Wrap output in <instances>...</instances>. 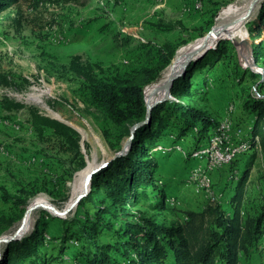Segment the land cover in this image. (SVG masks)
<instances>
[{
	"label": "rangeland",
	"instance_id": "1",
	"mask_svg": "<svg viewBox=\"0 0 264 264\" xmlns=\"http://www.w3.org/2000/svg\"><path fill=\"white\" fill-rule=\"evenodd\" d=\"M245 2L246 0H22L1 13L0 217L11 218L15 223L8 227L5 222L0 221V238L15 235L17 226L24 219L33 199L30 198L27 205L12 199L23 198L20 195L22 187L36 184L35 190L39 191L36 196L43 195L52 204L61 207L70 198L75 176L87 167L89 159L96 160L97 167L93 170L102 164L108 165L128 141L121 127L111 119H106L103 113L84 104L82 98L86 86L71 70L74 61L91 69L94 76L105 81H151L160 71L158 51L165 43L188 42L179 51L213 31L218 17L230 5L238 4L242 7ZM260 2L244 24L251 42L252 65H244L233 40L221 38L219 41L227 46L222 59L209 69L195 71L188 78L191 86L202 78H209L213 86L209 88L208 94L204 98L181 100L195 108L206 110L217 124L229 121L232 124L229 135H235L233 123L235 126L243 125L246 130L251 127L252 115L247 103L253 97H264V89L261 88L264 83V2ZM231 18L232 16L222 21ZM255 28L263 31L261 34L252 33L251 30ZM207 45L211 47L212 44ZM255 45L260 51L259 53L257 50V54H260L258 68L253 65ZM207 52L190 60L188 65ZM170 66L161 71L159 77ZM149 69L153 70L151 73L154 75H148L146 71ZM186 70L179 77L186 74ZM151 85L144 86L145 96ZM191 90L194 88L191 87ZM31 94L38 96L32 99L29 98ZM169 99L176 101L172 96ZM6 102L20 103L23 107H13L10 110L4 105ZM232 106L233 110L230 109ZM35 115L59 119L75 129L81 135L82 156L62 150L59 140L49 128L35 125ZM206 137L202 142H207ZM196 139L194 133L186 135L184 148L188 154L179 145L167 146L162 150L158 146L154 148V151L163 153L176 150L184 154L158 155L161 163L155 176L157 180L163 181L160 186L169 195L166 207L163 210L154 208L151 206L154 201H151L146 205L130 208L128 220H133L132 214L138 213L169 227L180 223L185 212L204 208L207 200L204 192L189 184L188 178L192 168L199 163L204 164L205 159L191 156L196 160L195 163L194 160L185 158L196 146ZM177 146L180 147L179 150L176 149ZM257 152L258 158L252 162L249 161L251 154L248 153L227 162L223 168L218 165L211 172L212 176H209L212 187L215 186L220 195L229 201L231 192L228 190H233L237 176L242 171L249 172L251 180H255L245 206L250 216H256L264 203V157L261 148ZM83 158L86 166L82 169ZM229 183L233 186L224 191ZM5 191L11 198L8 201L4 198ZM86 203L84 208L77 207L66 217L55 216L45 209L38 210L31 228L20 233V239L31 234L39 222L46 224L47 237L49 234L57 236L63 229V220H85V216L91 214L92 207ZM227 204L229 203L225 205ZM40 230H43L42 226ZM71 234L72 232L68 233V238ZM115 237L110 233L97 236L98 241L103 244L114 242ZM6 244L2 242V249ZM47 250L54 260L51 264H72L68 257L63 260L55 257L60 250L58 245L54 248L49 246ZM110 254L117 257L114 251ZM172 259L169 257L167 262L172 264ZM240 260V264H264V236L248 254H242Z\"/></svg>",
	"mask_w": 264,
	"mask_h": 264
},
{
	"label": "trees",
	"instance_id": "2",
	"mask_svg": "<svg viewBox=\"0 0 264 264\" xmlns=\"http://www.w3.org/2000/svg\"><path fill=\"white\" fill-rule=\"evenodd\" d=\"M21 1L0 0V14ZM256 29L258 28L251 32L261 34L263 31ZM187 43H165L158 51L161 63L157 77L139 83L124 79H99L91 69L74 61L71 70L86 86L82 101L87 107L103 113L106 119H111L129 138L131 128L146 119L144 86L157 82L160 72L172 64L178 49ZM257 50L259 48L255 45L254 60L258 65L260 54H257ZM226 52V44L220 42L217 48L208 50L199 60L187 65L186 74L174 80L170 92L176 101L167 99L154 106L150 121L137 130L130 151L115 158L96 174L89 194L78 204V208H84L85 202L92 207L91 214L86 215L85 220H63L62 231L57 236L49 234V238L45 233L46 224L37 223L31 234L8 242L1 249L0 264H51L54 260L47 253V247L54 248L57 245L60 250L55 257L58 260L68 257L72 264H169V257L173 258L172 264H240L242 254H248L264 236V203L256 216H250L245 210L255 183L246 170L237 176L238 180L232 191L227 189L233 186L232 183L226 185L224 191L231 192L227 205L208 199L202 210L185 212L180 223L169 227L138 213L132 214L133 220H128L130 208H137L151 201H154L151 204L154 208L163 210L166 207L169 195L160 186L163 181L157 180L155 176L161 163L159 156L184 154L176 150L163 153L154 151V148L159 145H179L188 154L184 148L186 135H196L194 151L206 146L210 133L218 130L220 124L206 110L195 108L181 100L204 98L208 94L209 88L213 86L209 78H202L193 86L188 78L201 68L209 69L214 66ZM146 72L149 76L154 75L151 73L152 69ZM261 88L264 89V83ZM4 105L10 110L13 107H23L20 103L6 102ZM247 107L253 116L250 119L253 136L251 143L255 150L249 156V161L252 162L258 158L257 151L260 148L264 157V97H253ZM34 123L37 127L49 128L59 140L62 150L82 156L81 135L75 129L59 120L37 115ZM204 137L207 138L206 143L202 142ZM256 137L259 141L255 140ZM193 151L185 158L194 160L191 158ZM85 166L83 158L81 168ZM35 187L34 183L22 187L20 195L23 198L12 199L27 205L28 200L39 192ZM4 198L7 201L11 199L6 191ZM47 216L50 217V214ZM0 221L5 222L8 227L15 223V220L4 217H0ZM41 226L43 230H40ZM70 232L72 234L68 238ZM104 233L116 236V240L112 243H100L97 236ZM69 248L75 251H70ZM111 251L117 254L116 258L111 256Z\"/></svg>",
	"mask_w": 264,
	"mask_h": 264
},
{
	"label": "bare ground",
	"instance_id": "3",
	"mask_svg": "<svg viewBox=\"0 0 264 264\" xmlns=\"http://www.w3.org/2000/svg\"><path fill=\"white\" fill-rule=\"evenodd\" d=\"M254 1L255 0H246L245 4L242 7H239L238 4L230 5L220 14V16L218 17L217 26L208 35V37L198 39L192 44L181 48L177 53L174 63L162 73V76L157 82L153 83L147 88L145 96L147 104L153 105L169 98V85L171 81L182 72L189 57L192 56V54H194L196 51L201 50L202 47H205L204 45L207 46V44L211 43V47H213V45L221 38L233 40L237 45L238 53L243 59L244 65L247 67L251 66V42L244 30V24L248 19V16L250 15L249 10H253L254 8H257L259 6V4H253ZM261 2H264V0H261ZM230 16H232L231 19L225 22L222 21V19ZM37 96L38 95L31 94L29 95V98L35 99L37 98ZM230 109L233 110V106L230 107ZM225 124L226 130H228L229 135L232 124L229 121H224L220 124L217 131L210 133L208 144L202 148L194 150L191 153V156L194 158L200 157L204 159L205 157H208L209 154L213 151V142L210 141L215 136L222 135V129ZM252 139V128L249 127L244 137L241 138L240 147L234 149V154H232V158H227V162H231L232 160H235L236 158H239L242 155L252 153L255 150L251 143ZM255 140L259 141L258 137H256ZM163 148L164 146H158L159 150H162ZM176 149L179 150L180 147L177 146ZM95 167H97L96 160L94 158L89 159L87 167L75 176V179L71 185L70 198L61 207L55 206L43 195H38L34 197L30 201L24 219L17 226L15 232H19V234L25 232V230L27 232L31 228L34 215L38 210L45 209L46 211L51 212L53 215L59 217H66L71 212L75 211L79 204V202H77L78 198L92 187L91 183H86V179L87 176L94 171L93 169ZM216 167H218L217 164H207V159H205L204 164L201 165L199 163L192 168L188 181L189 184L201 188L207 200L209 199L213 202H219L221 205H225L226 203H229V201L222 197V194L220 195L218 191L216 193L208 191V189H214V187H212L211 185L210 177L207 176L206 184L204 181V174H208V172L211 173ZM6 236L3 238V240L10 238Z\"/></svg>",
	"mask_w": 264,
	"mask_h": 264
},
{
	"label": "built area",
	"instance_id": "4",
	"mask_svg": "<svg viewBox=\"0 0 264 264\" xmlns=\"http://www.w3.org/2000/svg\"><path fill=\"white\" fill-rule=\"evenodd\" d=\"M233 128H235V135H228V130H226V124L222 129L221 136H215L210 142H213V151L209 154L207 159V164H217L227 165V158H232V154H234V149L240 147L241 145V138L244 137L246 134V127L243 125L235 126L233 123ZM207 176H212V173L208 172V174H204V181L206 184ZM208 191L212 193H216L217 190L214 186V189H208ZM218 203L219 202H214Z\"/></svg>",
	"mask_w": 264,
	"mask_h": 264
},
{
	"label": "water",
	"instance_id": "5",
	"mask_svg": "<svg viewBox=\"0 0 264 264\" xmlns=\"http://www.w3.org/2000/svg\"><path fill=\"white\" fill-rule=\"evenodd\" d=\"M261 0H255L254 2H253V4H257L258 2H260ZM251 11H252V9H250L249 10V13H251ZM212 31V30H211ZM210 31V32H211ZM210 32L208 33V34H206L204 37H208V35L210 34ZM220 42V41H219ZM219 42H216L213 46H218L219 45ZM204 46H206V45H204ZM215 47V48H216ZM214 48V49H215ZM210 49H213V48H211L210 46H206V47H202V49L200 50V51H198L197 53H195V54H193L194 56H191V58H189L188 60H187V62H186V64H185V66H184V69L182 70V72L183 71H185V69H186V67H187V65H188V63H189V61L190 60H192L193 58H195L196 56H200L202 53H204V52H206V51H208V50H210ZM253 65L256 67V68H258L257 67V64H256V62H255V60H254V58H253ZM181 72V73H182ZM180 73V74H181ZM180 74H178L172 81H171V83H170V85H169V98L172 96L171 95V87H172V85H173V83H174V80L176 79V78H178L179 76H180ZM168 98V99H169ZM158 103H160V102H158ZM158 103H155V104H153V105H148L147 103H146V106H147V114H146V119L144 120V121H142V122H139V123H137V124H135L132 128H131V136L128 138V141L126 142V144L124 145V147L118 152V153H116V155H115V158H118V157H120V156H124V155H126L129 151H130V149H131V146H132V140H133V138L135 137V134H136V132H137V130L140 128V127H142L144 124H146V123H148L149 121H150V119H151V113H152V109L154 108V106H156ZM57 120H59V119H57ZM59 121H61V120H59ZM62 122V121H61ZM106 166H108L107 164H102L101 166H99L97 169H95L92 173H90L88 176H87V179H86V183L87 184H90L91 183V185H92V181H93V179L95 178V176H96V174L97 173H99L103 168H105ZM90 190L91 189H89V190H87L86 191V193H84L83 195H81L79 198H78V200H77V202H80L82 199H84L88 194H89V192H90ZM20 234L18 233V232H16L15 233V235L14 236H12V237H10V238H8V239H5V240H3L2 238H0V253H1V249H2V242H6V243H8V242H11V241H14V240H18V239H20Z\"/></svg>",
	"mask_w": 264,
	"mask_h": 264
},
{
	"label": "crops",
	"instance_id": "6",
	"mask_svg": "<svg viewBox=\"0 0 264 264\" xmlns=\"http://www.w3.org/2000/svg\"><path fill=\"white\" fill-rule=\"evenodd\" d=\"M196 162V161H195Z\"/></svg>",
	"mask_w": 264,
	"mask_h": 264
}]
</instances>
